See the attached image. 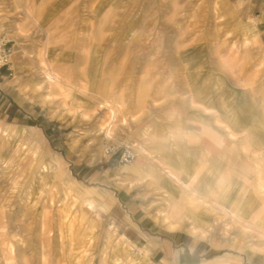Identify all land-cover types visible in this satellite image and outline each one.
<instances>
[{"label":"rangeland","instance_id":"374dc122","mask_svg":"<svg viewBox=\"0 0 264 264\" xmlns=\"http://www.w3.org/2000/svg\"><path fill=\"white\" fill-rule=\"evenodd\" d=\"M252 3L0 0V264H264L262 228L168 216L158 182L166 165L202 190L229 176L245 222L264 218Z\"/></svg>","mask_w":264,"mask_h":264},{"label":"bare ground","instance_id":"6f19581e","mask_svg":"<svg viewBox=\"0 0 264 264\" xmlns=\"http://www.w3.org/2000/svg\"><path fill=\"white\" fill-rule=\"evenodd\" d=\"M45 72L47 79L50 82H61L60 78L57 77L58 75H53L47 69H45ZM162 171L164 172L166 179L175 183V185H170L166 179L158 181L160 182L161 189L165 188V192L168 193V216L174 218L181 217L182 219L187 217L198 226L205 227L208 226L210 222V219L208 220L207 218L210 216V212L216 211V208H219L231 214V216H235L245 228H252L258 231L259 228H262V231L264 230V227L261 224L264 222L263 217L247 219L248 222H245L247 209L249 208L242 203V192L240 190L236 191L232 189L235 184L230 183L229 176H224V178L227 179L226 182H219L216 185L210 184L208 188L206 187L207 189L202 190L199 188L198 181H200V177L205 179L207 175L204 174V176L203 174H200L201 172L191 174L187 169H182L178 174L167 165L162 166ZM238 175L236 174L235 176L237 182L239 180ZM245 175L243 176L244 178H246ZM236 185L238 186L239 184ZM252 203L256 204L257 201ZM227 209L229 210L227 211ZM253 220H256V222H252ZM251 222L252 225H250Z\"/></svg>","mask_w":264,"mask_h":264},{"label":"built area","instance_id":"2783aa9c","mask_svg":"<svg viewBox=\"0 0 264 264\" xmlns=\"http://www.w3.org/2000/svg\"><path fill=\"white\" fill-rule=\"evenodd\" d=\"M10 39H6L3 37L0 39V67L7 64L10 60V56L12 54V48L8 46ZM110 150L113 153H116L114 147H110ZM135 156L134 148L130 145L122 146L120 149V162L128 163L133 160Z\"/></svg>","mask_w":264,"mask_h":264},{"label":"crops","instance_id":"0c3cea01","mask_svg":"<svg viewBox=\"0 0 264 264\" xmlns=\"http://www.w3.org/2000/svg\"><path fill=\"white\" fill-rule=\"evenodd\" d=\"M252 4L254 10V18L252 21L253 22L252 25L254 29L258 32L261 41L264 44V0H253ZM196 246L197 243L196 245H194V248Z\"/></svg>","mask_w":264,"mask_h":264}]
</instances>
